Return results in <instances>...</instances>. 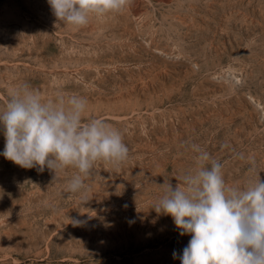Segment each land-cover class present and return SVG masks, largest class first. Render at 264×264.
Wrapping results in <instances>:
<instances>
[{
    "label": "rangeland",
    "instance_id": "rangeland-1",
    "mask_svg": "<svg viewBox=\"0 0 264 264\" xmlns=\"http://www.w3.org/2000/svg\"><path fill=\"white\" fill-rule=\"evenodd\" d=\"M25 83L44 100L86 97L84 119L130 151L97 161L76 193L77 169L53 181L0 155V264H181L191 236L152 207L195 168L193 142L229 187L264 181V0H127L85 26L48 0H0V111Z\"/></svg>",
    "mask_w": 264,
    "mask_h": 264
},
{
    "label": "clouds",
    "instance_id": "clouds-1",
    "mask_svg": "<svg viewBox=\"0 0 264 264\" xmlns=\"http://www.w3.org/2000/svg\"><path fill=\"white\" fill-rule=\"evenodd\" d=\"M48 3L63 24L85 26L92 15L121 11L127 0ZM87 108L84 96L61 94L44 100L39 90L20 85L0 111L5 137L0 155L25 169L47 168L54 173L53 181L60 170L73 167L78 174L69 181L68 191L86 189L85 178L97 161L122 162L130 151L120 130L103 119L86 121ZM188 147L196 154L195 168L175 186L159 185L163 194L152 207L158 215L171 216L181 235L191 236L179 256L181 264H264V181L229 187L220 161L197 143ZM84 223L72 220L74 226Z\"/></svg>",
    "mask_w": 264,
    "mask_h": 264
}]
</instances>
